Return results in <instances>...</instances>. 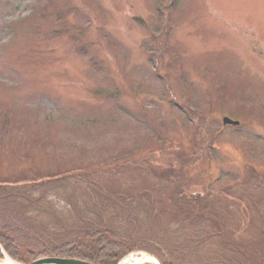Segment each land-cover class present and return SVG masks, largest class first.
Wrapping results in <instances>:
<instances>
[{
  "label": "rangeland",
  "instance_id": "rangeland-1",
  "mask_svg": "<svg viewBox=\"0 0 264 264\" xmlns=\"http://www.w3.org/2000/svg\"><path fill=\"white\" fill-rule=\"evenodd\" d=\"M28 168L0 183L23 245L108 229L160 242L144 264H264V0H0V181Z\"/></svg>",
  "mask_w": 264,
  "mask_h": 264
},
{
  "label": "trees",
  "instance_id": "trees-1",
  "mask_svg": "<svg viewBox=\"0 0 264 264\" xmlns=\"http://www.w3.org/2000/svg\"><path fill=\"white\" fill-rule=\"evenodd\" d=\"M9 122H4L2 126L8 127ZM20 161L27 162L30 160L31 153L28 149L21 154ZM41 173L36 169L28 168L26 173L22 172L19 177L12 179L1 180L0 183H21V182H38ZM28 186L37 184H25ZM43 185V184H42ZM48 185V184H45ZM43 185V186H45ZM181 193V192H180ZM178 196V195H177ZM180 194V206L183 205V213L192 214V217L197 220L196 217L204 220L213 221L215 216H210L207 212L204 200L192 199L188 200ZM203 202V203H202ZM187 206V208H186ZM186 209V210H184ZM203 212H197L199 210ZM193 212V213H192ZM201 215V216H200ZM14 234L11 228L6 226L0 227V246L5 252L15 261L22 264H31L33 262L47 259H74L91 264H119L130 253L139 250H148L149 246L160 243L158 241L144 239L142 242L137 241L135 238H123L114 231L108 229H93L78 236L72 240L54 246H44L41 249H36L35 246L23 245L13 238ZM20 235V234H19ZM159 259L161 264H179V260H174L168 253L170 251L160 249L159 252H153ZM0 258H2V252L0 250ZM171 260H170V259ZM206 264H220V263H206Z\"/></svg>",
  "mask_w": 264,
  "mask_h": 264
},
{
  "label": "water",
  "instance_id": "water-1",
  "mask_svg": "<svg viewBox=\"0 0 264 264\" xmlns=\"http://www.w3.org/2000/svg\"><path fill=\"white\" fill-rule=\"evenodd\" d=\"M223 122H224V125H230V126H235V127L240 126V122L233 121L230 118H224ZM0 250L5 259H8V258L11 259L1 246H0ZM31 264H91V263L74 260V259L49 258V259H42V260L33 262Z\"/></svg>",
  "mask_w": 264,
  "mask_h": 264
},
{
  "label": "bare ground",
  "instance_id": "bare-ground-1",
  "mask_svg": "<svg viewBox=\"0 0 264 264\" xmlns=\"http://www.w3.org/2000/svg\"><path fill=\"white\" fill-rule=\"evenodd\" d=\"M151 259L150 258H144L143 259H140V258H136L134 256H131L130 258H128L127 260H125L122 264H144V262H148L150 261ZM5 264H17L15 262H13L11 259H6Z\"/></svg>",
  "mask_w": 264,
  "mask_h": 264
}]
</instances>
